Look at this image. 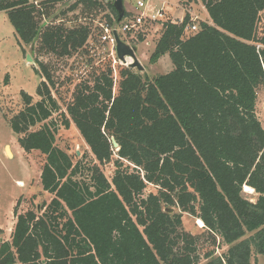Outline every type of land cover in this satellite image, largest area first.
I'll return each instance as SVG.
<instances>
[{
  "label": "trees",
  "instance_id": "16d2710c",
  "mask_svg": "<svg viewBox=\"0 0 264 264\" xmlns=\"http://www.w3.org/2000/svg\"><path fill=\"white\" fill-rule=\"evenodd\" d=\"M60 1L0 0V12L33 54H87V26H38L42 10ZM205 7L211 25L200 22L188 37V16L162 24L148 64L168 55L169 73L149 78L121 66L115 82L108 66L74 87L60 115L89 155L70 156L56 145L55 82L35 60L38 100L22 92L21 109L7 123L25 153L44 157L40 184L51 198L39 211L14 209L0 264H199L195 241L179 230L181 216L165 212L172 207L229 246L223 257L207 254L205 264L264 256V129L255 113L256 91L264 87V49L255 48L264 44V0H209ZM108 10V23L118 25L112 1ZM111 163L108 179L101 167ZM149 184L156 194H145ZM244 186L258 195L255 203L242 197Z\"/></svg>",
  "mask_w": 264,
  "mask_h": 264
},
{
  "label": "rangeland",
  "instance_id": "374dc122",
  "mask_svg": "<svg viewBox=\"0 0 264 264\" xmlns=\"http://www.w3.org/2000/svg\"><path fill=\"white\" fill-rule=\"evenodd\" d=\"M110 1L113 3L114 0H97V6L88 7L86 0L84 3L62 0L42 10L43 15L37 17L39 27L51 23L66 28L84 25L90 30L86 46L87 54L75 53L70 57L63 58L48 54H33L31 46H20L7 15L0 13V244L11 239L15 225L14 209L16 207L18 213L29 210L39 211L38 209L43 204L48 203L51 198L50 195L42 191L40 184L44 157L36 151L25 153L19 147L17 139L20 135L12 133L7 118L16 115L21 109L22 92L32 96L35 101L38 100L36 91L41 78L34 71V68H38L35 60H38L45 64L55 82V87L51 92L60 109V112L54 113L52 116L57 127L56 145L67 151L70 156L76 154L77 157H80L83 153L89 155V148L76 127L70 121L69 128L65 129L64 119L60 113L65 114L66 106L71 102L74 87L80 81L90 79L94 73L103 72L108 66H111L110 50L106 44L100 41L101 25L108 23L107 16L112 18L108 10V2ZM122 1L124 10H131L127 15L137 13L136 0ZM30 2L37 4L36 0ZM144 3L155 10L162 9L168 14L165 22H177L178 18L181 20L184 17L181 10L183 6L178 0H144ZM188 3L192 6V14L200 18L202 22L211 25L205 8L200 7L196 1L190 0ZM159 24L157 26L153 24L151 27L146 25L143 30L147 29L149 32L145 34V41L139 42L140 38L144 39L141 36L137 42L133 43L135 57L144 69L142 73L133 70L132 72L135 74L152 78L166 74L172 69L167 55L154 65L147 63L158 39L156 35L161 32L160 29V32L154 33L155 27L161 28ZM260 34L261 29L258 38H260ZM186 36L188 37L190 34H186ZM128 62L130 63V61ZM120 67L118 66L116 71ZM116 89L114 93H116ZM256 94L255 113L264 129V87H259ZM65 116L68 119V116ZM6 149L9 150L11 157L8 156ZM101 170L105 177L110 179L114 167L112 163L105 164ZM18 182H21L22 185H18ZM149 193L156 194V187L147 185L145 194ZM242 197L251 203H255L258 195L254 191L250 193L242 189ZM171 209H173V213L181 216L182 224L179 230L191 236L195 241L196 251L200 257L199 264H205L207 254H211L214 258H220L227 253L229 246L219 236L206 229L199 219L182 212L177 207ZM248 236L250 234L246 235V237ZM257 263L264 264V256L261 255Z\"/></svg>",
  "mask_w": 264,
  "mask_h": 264
},
{
  "label": "built area",
  "instance_id": "2783aa9c",
  "mask_svg": "<svg viewBox=\"0 0 264 264\" xmlns=\"http://www.w3.org/2000/svg\"><path fill=\"white\" fill-rule=\"evenodd\" d=\"M198 3L200 7L205 8L206 10V3L209 0H192V2ZM202 1V2H201ZM203 3V4H202ZM182 13L185 16H188L189 20L187 25L184 28V35L186 34H191L195 33L198 31V22H202L200 18H198L196 15L192 14V6L189 3H183L182 4ZM135 7L137 13H134L133 15H127L122 19V21L118 25H111L108 23H105L101 25L102 28V35L100 36V41L104 44H106L110 50V57L112 59L111 61V69H112V74L114 81L117 80L116 76V69L118 66L126 67L128 68V65L132 62L130 58H125L126 63L122 64L116 57V52H115V47H116V42L115 38L113 36V31H116L120 37V39L127 44L130 48H133V43L137 42L139 40V37H143L145 39V34L147 29L143 30L146 28V25L152 26L153 24H159V26L162 28V24L165 23L166 16L167 14L162 10H155L152 7H149L147 4L144 3V0H136L135 2ZM261 21L262 23L260 24V29H261V34L260 38L264 39V11L261 12ZM184 17L176 23H182ZM118 26V27H114ZM155 32L160 31L161 28L155 27ZM145 41V40H144ZM255 48L257 52L259 50L264 49V44L261 42H258L255 44ZM130 61V63L128 62ZM129 63V64H128Z\"/></svg>",
  "mask_w": 264,
  "mask_h": 264
},
{
  "label": "water",
  "instance_id": "95a60500",
  "mask_svg": "<svg viewBox=\"0 0 264 264\" xmlns=\"http://www.w3.org/2000/svg\"><path fill=\"white\" fill-rule=\"evenodd\" d=\"M113 8L117 14L116 22L120 23L122 21V19L124 18V13H125L123 1L122 0H114L113 1ZM113 36H114L115 42H116L115 52H116L117 59L122 64H125L126 63L125 58L126 57L130 58L132 62L128 65V68L130 70H136L138 73H142L144 69L141 66V64L138 62L137 58L135 57V53H134L135 50L133 48H130L127 44H125L120 39V37L116 31H113ZM29 60H31V59L29 58ZM110 142H111L114 149H118V145L113 138L110 139ZM78 154L79 153L77 152V155ZM165 212L167 214H172L173 209L167 208L165 210Z\"/></svg>",
  "mask_w": 264,
  "mask_h": 264
},
{
  "label": "crops",
  "instance_id": "0c3cea01",
  "mask_svg": "<svg viewBox=\"0 0 264 264\" xmlns=\"http://www.w3.org/2000/svg\"><path fill=\"white\" fill-rule=\"evenodd\" d=\"M30 1H32V0H29V2H30ZM130 11H131V10H128V11H126V12L128 13V12H130ZM0 13H4V12H0ZM5 14H6V13H5ZM167 15H168V14H167ZM208 18H209V17H208ZM178 19H180V18H178ZM159 32H160V31H159ZM159 35H160V34H159ZM159 35H156V36L159 37ZM147 39H149V38H147ZM147 39H146V40H147ZM143 40H145V39H143ZM149 41L151 42V40H148V42H149ZM152 41H153V40H152ZM167 56H168V55H167ZM163 57H164V56H163ZM163 57H162V58H163ZM148 58H149V57H148ZM162 58H161V59H162ZM168 58H169V57H168ZM161 59H160V60H161ZM160 60H159V61H160ZM159 61H158V62H159ZM158 62H157V63H158ZM147 63H148V59H147ZM171 65H172V64H171ZM171 70H172V69H171ZM171 70H169V72H170ZM169 72H168V73H169ZM260 256H261V255H254V254H253V257L251 258V264H258L257 261L259 260V257H260Z\"/></svg>",
  "mask_w": 264,
  "mask_h": 264
},
{
  "label": "bare ground",
  "instance_id": "6f19581e",
  "mask_svg": "<svg viewBox=\"0 0 264 264\" xmlns=\"http://www.w3.org/2000/svg\"><path fill=\"white\" fill-rule=\"evenodd\" d=\"M6 150H7L8 156L11 157V155H10V153H9V150H8V149H6ZM18 185L21 186V185H22L21 182H18ZM243 189H244V191H246V192H250V193L253 192V189H251V188H249V187H247V186H244Z\"/></svg>",
  "mask_w": 264,
  "mask_h": 264
}]
</instances>
